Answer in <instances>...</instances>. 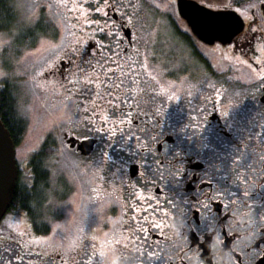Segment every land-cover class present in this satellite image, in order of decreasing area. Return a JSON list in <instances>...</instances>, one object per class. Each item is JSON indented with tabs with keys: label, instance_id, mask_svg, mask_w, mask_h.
Instances as JSON below:
<instances>
[{
	"label": "flooded vegetation",
	"instance_id": "1",
	"mask_svg": "<svg viewBox=\"0 0 264 264\" xmlns=\"http://www.w3.org/2000/svg\"><path fill=\"white\" fill-rule=\"evenodd\" d=\"M192 1L237 13L264 2ZM32 2L62 22L44 29L35 60L44 67L35 77L33 63L29 75L62 115L43 142L93 168L108 201L94 227L69 238H55L67 215L44 222L47 198L10 205L0 264H264V15L249 12L240 34L209 43L173 0L184 22L164 44L140 27L144 0ZM87 141L95 145L84 156ZM26 164L17 183L31 187Z\"/></svg>",
	"mask_w": 264,
	"mask_h": 264
},
{
	"label": "rangeland",
	"instance_id": "2",
	"mask_svg": "<svg viewBox=\"0 0 264 264\" xmlns=\"http://www.w3.org/2000/svg\"><path fill=\"white\" fill-rule=\"evenodd\" d=\"M15 2L19 19L17 28L21 29V33L32 29L39 21L46 28H54L62 23L59 17L56 16L55 18L52 15L50 7L46 8L49 12H44L46 15L41 19L44 14L40 12V7L32 0H15ZM172 4L173 0H144L143 8L138 9L140 27H143L144 33L155 32L160 40H164V44L176 43L177 38L173 29L183 26V23L180 24V17L175 16V8ZM64 8L65 13L71 15L68 13L69 9ZM243 9L244 7L240 6L239 12ZM182 22L184 21L182 20ZM40 35H38V38L41 39V44H44V36L41 38ZM16 36H19V34ZM148 41L153 42L150 37ZM19 42L12 39V35L0 32V86H3L5 82H10L19 92L16 95V109L19 115L26 119L27 129L17 145L16 159L19 166H26L30 156L44 144L46 130L51 128L53 133L57 132L58 128H52V124L56 118H59L60 114L57 108L45 106L47 100L44 97V90L41 86H38L39 88L35 91L30 82L32 78H29V75L30 77L33 75L30 73V70L34 67L33 63L36 65L35 77L39 76L41 69L44 67V64L35 62V60L44 58V52L39 51V49L33 52L34 49L30 47V43L23 44V42ZM55 149L54 154L48 157L47 160V162L50 161L48 165H50L53 174L50 177V188L45 198L51 206L48 205V211L44 212L43 210V216L44 222L48 219L47 222L49 223L56 219V216L54 217L56 213L60 216L67 215L66 224H63L58 231L56 230L55 238L56 235L61 236V238H69L78 236L86 226L92 228L96 225L94 221L95 212L107 204L108 195L101 185V179L94 175L93 168L80 166L79 159L68 149H62L61 151H59V147H55ZM98 155L100 156L97 153L95 158H98ZM22 172L27 173V168L22 167ZM60 177L71 180L72 184L68 185L62 182ZM69 193L73 203L60 205V198ZM41 203L44 204V199L41 200ZM57 206L59 207L58 211ZM69 210L70 212H68Z\"/></svg>",
	"mask_w": 264,
	"mask_h": 264
},
{
	"label": "trees",
	"instance_id": "3",
	"mask_svg": "<svg viewBox=\"0 0 264 264\" xmlns=\"http://www.w3.org/2000/svg\"><path fill=\"white\" fill-rule=\"evenodd\" d=\"M41 16V19L44 18ZM18 10L15 0H0V32H6L12 35V39L23 44L30 43L33 52L41 45L42 41L38 38L41 34V38L44 36V29L46 27L41 21L32 29L26 30L21 33V29L17 28L18 23ZM21 33V34H20ZM19 36H16L18 35ZM16 36V37H15ZM17 88H13L9 82H5L3 86H0V120L11 134V137L16 145L22 140V137L27 129V121L19 115L16 109L17 104ZM52 148H49L48 144H43L42 147L37 150L32 156L30 164V171L34 173V185L23 186L17 183L15 194L11 205L16 203L29 204V203H41V190L44 189V195H46V188L48 187V181L50 180L51 170L48 168V157L53 155ZM31 165L33 168H31ZM30 189L31 191H26ZM46 198L44 197V200ZM47 230V228H46Z\"/></svg>",
	"mask_w": 264,
	"mask_h": 264
},
{
	"label": "water",
	"instance_id": "4",
	"mask_svg": "<svg viewBox=\"0 0 264 264\" xmlns=\"http://www.w3.org/2000/svg\"><path fill=\"white\" fill-rule=\"evenodd\" d=\"M178 10L194 34L209 43L214 40H229L244 30L242 17L232 10L212 11L192 0H178ZM94 145V141H87L79 150L84 156H88ZM17 173L15 143L0 121V220L13 200Z\"/></svg>",
	"mask_w": 264,
	"mask_h": 264
},
{
	"label": "snow or ice",
	"instance_id": "5",
	"mask_svg": "<svg viewBox=\"0 0 264 264\" xmlns=\"http://www.w3.org/2000/svg\"><path fill=\"white\" fill-rule=\"evenodd\" d=\"M237 6L239 5V0H236ZM234 10V9H233ZM261 10H264V2H261L259 4L257 3H249L246 8H244L239 15L242 16V18L251 19L252 17L249 16V12H252L253 16L256 15H264V13L261 12ZM262 50H264V45L261 46ZM219 95V93H217Z\"/></svg>",
	"mask_w": 264,
	"mask_h": 264
}]
</instances>
